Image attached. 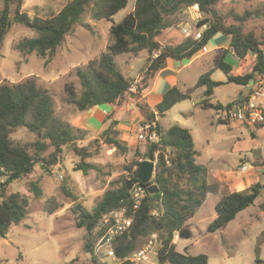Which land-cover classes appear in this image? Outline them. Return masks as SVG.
Wrapping results in <instances>:
<instances>
[{
	"label": "trees",
	"instance_id": "16d2710c",
	"mask_svg": "<svg viewBox=\"0 0 264 264\" xmlns=\"http://www.w3.org/2000/svg\"><path fill=\"white\" fill-rule=\"evenodd\" d=\"M94 1L93 19L111 21L112 17L123 10L128 0H71L58 13L51 17H29L23 12V0H2L0 8V44L12 24H21L36 32L31 39L20 41L15 47L20 53L36 52L40 57H48L44 64L55 55L67 35L75 32V26L81 21L86 8ZM220 0H135L132 11L117 24L112 23L109 36L112 42L97 58L89 61L84 68L77 66L75 76L81 90L79 93L71 84L64 86L65 102L71 105L76 113L87 111L95 106L108 105L121 108L127 102L135 105L143 117V126H149L148 133L155 131L158 141H146V158L154 161L152 184L156 192L147 191L151 183L143 184L137 180V171L141 162L135 164L131 180L133 186H140L145 196L134 210V199L128 184L122 181L120 186L107 190L91 211L80 204L74 205L72 212L76 215V226L83 228V251L96 262L94 247L104 235L107 225L104 217L112 211L125 209L132 217L129 230L118 237L113 244L115 256L123 260L134 251L141 249L147 239L156 234L159 244L152 260L156 264H208L204 254L190 255L176 250L174 237L190 239L192 232L187 221L194 217L207 194L213 190L208 180L207 167L198 164V152L189 130L173 124L163 130L157 123L176 104L188 100L194 89L204 87L205 99L202 109H223L220 104L210 103L214 88L224 83L213 81L211 71L202 74L196 84L180 91L173 86L167 90L162 100L151 109L142 99L149 88L151 80L159 72L167 59L182 61L191 59L203 50L216 34L230 37L229 50L243 59L248 54L255 56V63L250 74L233 76L231 67L219 58L216 68L226 76L227 84L245 87L254 72L264 76V26L257 34L245 31L244 23L262 19L264 22V0L252 10L242 14L231 11L227 15L215 10ZM197 4L202 19L197 25L205 24L198 40L183 38L175 45H161L157 37L166 29L175 28L182 18V11ZM146 51L147 58L138 74V81L133 89L134 81L125 77L118 69L115 58L122 54L138 55ZM248 92H245L247 94ZM243 95L242 98H244ZM228 108V107H227ZM111 117H108L110 119ZM155 123L157 126H155ZM117 121H111L101 133L102 143L122 151L126 147L114 137ZM17 128H25L34 135L35 140L25 143H14L11 134ZM158 128V130H157ZM86 130L77 128L55 115L54 105L49 92L37 85L35 78L0 84V239H4L11 226L18 225L28 214V196L11 190L12 183L27 178L36 169L42 173H51L56 166L65 147L80 158L76 170L84 174L93 169L86 164V158L99 148L100 139H94L89 148L78 147V142L87 138ZM93 150V151H92ZM132 186V187H133ZM263 186L259 183L241 192L224 195L215 204L216 217L206 228L208 233L224 229L241 211L255 204ZM62 190L72 201L76 197L64 187ZM28 191L35 197L42 194L37 181H30ZM45 205L48 214L53 213L59 205L51 200ZM264 213V202L258 204ZM120 264H132L122 261ZM253 264H263L256 260Z\"/></svg>",
	"mask_w": 264,
	"mask_h": 264
},
{
	"label": "rangeland",
	"instance_id": "374dc122",
	"mask_svg": "<svg viewBox=\"0 0 264 264\" xmlns=\"http://www.w3.org/2000/svg\"><path fill=\"white\" fill-rule=\"evenodd\" d=\"M71 0H23L22 11L29 17L47 18L58 13ZM262 0H220L215 10L227 15L231 11L242 14L245 10H252ZM135 0H128L127 6L112 17L111 21L95 20L92 17L94 1L86 8L81 21L75 26V32L67 35L65 40L55 52V55L44 64L48 58L40 57L36 52L22 54L15 47L24 39H31L36 32L21 24H12L8 33L0 44V84L4 82L16 83L26 78L34 77L37 85L46 89L53 101L55 115L69 122L76 110L65 102L64 86L71 84L77 93L81 87L75 76V68L85 65L98 57L106 50L112 40L109 36V28L112 23H119L134 7ZM2 0H0V8ZM201 14V19H202ZM200 19V20H201ZM199 21V20H198ZM195 23V22H194ZM264 26L262 19H256L244 23L245 31H254L257 34ZM182 28L177 25L163 31L157 40L161 45H175L182 39ZM147 58V52L141 51L138 55L122 54L115 58L118 69L125 77L134 81L133 89L138 81V74ZM228 58L226 62L231 63ZM222 73V72H221ZM223 74V73H222ZM237 86L228 84L215 90L219 98L228 97ZM246 91L242 92V95ZM264 92V86H263ZM233 100L222 102L223 109L233 107ZM228 104V106H227ZM140 113V112H139ZM211 111L197 115V119H203L211 115ZM129 121V120H128ZM130 122V121H129ZM134 131L131 132L134 142L125 151L112 148L100 138L101 133L90 134L83 141L78 142V147L89 148L94 139H100L99 148L93 151L85 163L91 164L93 169L84 174L77 169L80 158L70 147L63 149L59 163L52 168L51 173L36 171L27 178L20 179L11 185V190L28 196L29 207L26 218L18 225L11 226L4 239H0V264H109V260L101 256L94 262L91 256L83 251V237L85 230L76 226V215L72 212L74 205L80 204L91 211L103 194L110 189L120 186L122 181H130L135 164L146 158V139H140L139 134L147 135L143 119L131 118ZM157 123L163 130H167L175 124V106L164 117H159ZM213 135L225 136L227 147L232 143L233 132H228L226 125L217 126ZM208 129H210L208 127ZM213 131V130H212ZM201 133L206 138V127L201 128ZM118 139L119 136H114ZM14 143H25L35 140L34 135L25 128H17L11 134ZM197 146L200 147L202 139L195 135ZM204 158L197 163L204 164ZM156 164V160L153 161ZM154 175V173H153ZM30 181H37L42 194L35 197L28 191ZM152 184V181L150 182ZM133 186V185H132ZM62 187L76 197L72 201L64 194ZM264 196V195H263ZM264 197H259L256 204L249 206L245 212L231 221L222 232L208 233L206 227L213 220L216 197L207 195L199 210L187 225L192 231L191 239H178L176 250L190 255L204 254L208 258V264H253L257 259L264 264V213L258 208L257 203L264 202ZM51 200L59 207L48 214L45 205ZM262 215L255 220L256 215ZM241 221L252 223L246 228L238 225ZM188 223V222H187ZM186 223V224H187ZM158 246L153 247L154 257Z\"/></svg>",
	"mask_w": 264,
	"mask_h": 264
},
{
	"label": "crops",
	"instance_id": "0c3cea01",
	"mask_svg": "<svg viewBox=\"0 0 264 264\" xmlns=\"http://www.w3.org/2000/svg\"><path fill=\"white\" fill-rule=\"evenodd\" d=\"M183 38L184 36L182 35ZM229 45L230 37L218 33L211 38L203 50L196 53L191 59L182 61L167 59L159 72L151 80L149 88L143 93V101L151 109H154L155 105L162 100L164 93L171 87L175 86L180 91H185L193 87L202 74L211 71L210 78L213 81L224 84L214 88L213 94L210 96V103L221 105L227 99H232L234 101L232 105L238 104L239 97H243L242 92L245 91L244 87L236 85L237 87L234 89V92L222 99L215 92L218 88L228 86L226 76L216 68L217 62L222 57L223 62L231 67L230 73L233 76H243L252 72L255 56L248 54L245 58L240 59L229 50ZM228 58L232 60L231 63L226 62ZM254 78L255 80L261 78L262 86H264V76L257 75ZM204 90V87L194 89L188 100L175 105V124L189 130L194 148L198 152L196 162L201 158L205 159L202 165L207 167L208 180L210 185H213V190L207 195L212 194L215 196L216 204L224 195L244 191L250 186L259 183L263 186L259 197H264V123L248 127L225 119L223 116L225 109L219 111L202 109L201 103L205 99L203 95ZM260 105L264 113V98L260 101ZM204 111H211L213 114L209 113L211 115L198 120L197 115L203 114ZM133 116L138 121L143 119L135 105L127 102L121 108L100 105L84 112L75 113L69 123L77 128L86 130L88 135H96L102 133L111 121H117L114 136H119V142L130 147L134 142L131 134L134 131V126L131 122ZM108 117L111 118L108 119ZM222 125H226L229 129L228 132H233L232 143L235 144L234 146L227 147L226 144L222 146L223 142L227 141L224 138L225 136L220 135L219 137H215L213 135L214 130L217 129L216 127ZM202 127H206L207 129L206 138L202 136ZM195 135L198 139L203 138L200 147L197 146ZM245 211L246 209L241 211L240 214ZM238 215L239 213L232 221ZM260 216L262 215H256L255 220L259 219ZM213 217L215 218L216 214ZM190 220L187 221V225ZM230 223L227 224L225 229ZM238 225L246 228L247 226H251L252 223L241 221ZM223 230L217 232H222Z\"/></svg>",
	"mask_w": 264,
	"mask_h": 264
},
{
	"label": "built area",
	"instance_id": "2783aa9c",
	"mask_svg": "<svg viewBox=\"0 0 264 264\" xmlns=\"http://www.w3.org/2000/svg\"><path fill=\"white\" fill-rule=\"evenodd\" d=\"M182 18L178 22V26L182 28V34L185 38L189 37L193 40H198L204 30L207 29L205 24L198 26V20L201 19V12L197 4H193L185 8L182 13ZM195 22V23H194ZM264 98L262 79L259 78L254 81L253 86L248 93L240 100V102L233 107L226 108L223 112L225 119L238 122L244 126L252 127L257 124L264 123V113L260 105V101ZM149 126H146L148 130ZM140 139L146 141H158L155 131H151L147 135L139 134ZM131 194L134 199L133 209L135 210L144 198V190L136 185L131 189ZM103 223L107 225L104 235L97 241L94 247V254L109 260V264H120L122 261H129L132 264H156L153 262L151 254H153V247L159 244L156 234H152L145 245L131 253L123 260L115 256L113 244L116 239L126 233L131 224L132 217L127 215L125 209H119L107 214Z\"/></svg>",
	"mask_w": 264,
	"mask_h": 264
},
{
	"label": "water",
	"instance_id": "95a60500",
	"mask_svg": "<svg viewBox=\"0 0 264 264\" xmlns=\"http://www.w3.org/2000/svg\"><path fill=\"white\" fill-rule=\"evenodd\" d=\"M254 75L257 76L258 73L255 72ZM254 81H255L254 77L249 79L247 85L244 87L246 92H248L251 89V87L254 84ZM241 99H242V96L239 97V102ZM155 126H157L156 123H155ZM154 167H155V164L152 160L142 161L140 166L138 167L137 180H139L143 184L150 183L153 180ZM126 183L128 184L127 189L130 191L132 189V184L129 181H126ZM147 191L150 194H154L156 192V186L154 184H150L147 188Z\"/></svg>",
	"mask_w": 264,
	"mask_h": 264
}]
</instances>
